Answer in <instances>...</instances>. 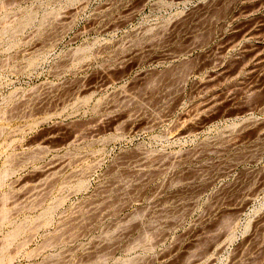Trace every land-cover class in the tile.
<instances>
[{
  "label": "rangeland",
  "instance_id": "rangeland-1",
  "mask_svg": "<svg viewBox=\"0 0 264 264\" xmlns=\"http://www.w3.org/2000/svg\"><path fill=\"white\" fill-rule=\"evenodd\" d=\"M0 264H264V0H0Z\"/></svg>",
  "mask_w": 264,
  "mask_h": 264
}]
</instances>
